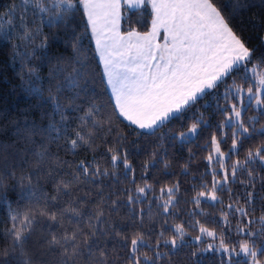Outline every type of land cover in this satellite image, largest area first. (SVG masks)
Returning a JSON list of instances; mask_svg holds the SVG:
<instances>
[{
	"label": "snow or ice",
	"instance_id": "1",
	"mask_svg": "<svg viewBox=\"0 0 264 264\" xmlns=\"http://www.w3.org/2000/svg\"><path fill=\"white\" fill-rule=\"evenodd\" d=\"M145 6L151 8L150 30L141 33L130 28L121 33V20L126 17L121 10H140ZM240 7L237 0L235 9ZM78 8H82L86 16L85 30H90L95 39V51L103 64L105 82L111 89V115L102 103L90 101L87 111L77 103L81 92H88L90 77L85 72L86 56L75 32L71 45L73 56L55 57L57 63L52 65L47 77H41L37 68L29 64L32 59H40L47 66L51 58L45 51L48 37L41 35L43 27H71ZM136 23H142L140 17H137ZM13 39L18 43H12ZM37 39L40 40L38 44ZM0 43L11 44V61H20L17 75L21 87L36 98V107H50V111L41 113L42 119L47 116L49 120L46 127L35 122L30 127L26 126L23 139L27 143L35 144L37 136L46 138L47 143H57L66 135L68 114L74 111L84 115L77 117L79 125L73 133L75 138L67 141L72 149L90 145L105 127L112 131V115L122 117L141 130H159L165 121L195 103L206 90L218 88L234 71L242 68L243 83L234 81L226 86L225 101L235 102L223 109L221 127L230 126L232 152H238L244 140L264 137V124H260L258 119L264 118V71H258L264 66V54L252 63L254 50L247 47L233 31L222 9L213 0H19V3L9 4L0 13ZM249 63H252L251 69L247 67ZM44 79L48 81L46 90L42 86ZM250 108H256L257 115L249 117L253 123L248 124L242 113ZM198 127V123H193L187 132L179 133V138L188 140L197 133ZM211 144L220 158L223 180H215L210 192L197 193L193 198L197 208L202 197L218 202L216 191L228 183L229 175L235 178L242 168L247 171L248 187H254L257 177L251 165L258 161L260 166H264V142L249 148L245 159L236 160L230 172L223 163L227 156L220 151L217 137H212ZM3 148L0 145V150ZM28 151L34 161L28 165L29 171L0 154V207L7 208V226L0 231L10 238L6 245H0V264H35L41 257L29 247L30 241L33 245H46L48 253H57L58 264H78L80 260L86 264H110L109 250L100 242L101 237L108 236H121L120 247L127 249L124 264H157L161 259V253L156 250L161 243L159 239L152 248L153 255L139 252L141 246L151 247L145 244L143 233H137L131 239L122 236L116 231L117 226L107 221L102 195L91 200L88 192L77 194L81 177L93 180L107 176V170L80 161L75 164L74 171L69 172L71 180L57 179L67 161L61 160L58 155L53 158L44 139L40 141L39 150L33 147ZM107 151L112 153V165L122 162L126 171L132 170L122 150L108 148ZM213 159V155L207 157L209 163ZM42 181L50 185V193L45 192ZM16 188H19L18 200L27 202L23 212L13 209L8 199L9 190ZM151 188L150 184L137 187L135 192L139 195L129 194L127 203L132 205L140 201V196L146 195ZM178 190V184L160 189L163 201L160 207L165 214L170 212V206L175 205L174 193ZM164 196H167L166 200ZM90 203L97 205L95 210L87 208ZM116 203L113 201V205ZM254 203V193L248 192L244 207H236L235 204L227 206L233 215L239 213L243 218V226L236 228L238 236L246 237L242 242L237 241L230 246L225 242L223 233L217 235L206 227L199 228L201 235L195 239L200 241L205 235L213 238L214 243H209L204 251H223L226 258L221 264H264V212L258 217L249 216L250 210L255 212ZM228 215L223 213L225 222ZM42 221L48 223L38 229L37 225ZM196 223L199 224V221ZM38 231L44 234L33 240ZM175 231L182 240L185 235L183 225H176ZM160 235L163 236V232ZM163 243L170 244L173 249L178 247L177 237ZM41 264H46V261L41 260Z\"/></svg>",
	"mask_w": 264,
	"mask_h": 264
},
{
	"label": "trees",
	"instance_id": "2",
	"mask_svg": "<svg viewBox=\"0 0 264 264\" xmlns=\"http://www.w3.org/2000/svg\"><path fill=\"white\" fill-rule=\"evenodd\" d=\"M213 2L222 9L233 31L247 47L254 50L255 57L252 63H255L256 57L264 54V0H239L241 7L238 10L235 9L237 0H213ZM11 3H19V0H0V13H3ZM122 11L126 13L121 25L123 33L130 28H135L141 33L150 30L152 19L150 6L142 7L140 10L123 8ZM137 17L141 18L142 23H136ZM86 26L87 20L82 8L75 10V19L69 28L44 26L41 35L48 37L45 51L51 60L47 66H44L40 59H32L29 64L37 68L41 77H47L52 65L57 63L55 57L73 56L71 45L73 32H75V35L80 38L79 43L82 45L83 55L86 56L85 72L90 77L88 92H81L77 103L85 111L90 101L96 104L102 103L105 111L111 115L112 95L103 76L102 63L95 51L94 38L90 30H85ZM12 43H18V41L13 39ZM36 43H40V40L37 39ZM10 49L11 44L0 43V145L4 146L0 154L8 156L17 165L23 166L25 171H29L28 165L33 164L34 161L28 149L34 147L39 150L40 141L44 139L48 149L53 153V158L58 155L61 160L68 162L57 179L71 180L72 176L69 172H73L75 164L80 161L90 163V166H99L101 170H107L109 173L107 176H99L93 180L81 177L77 185L80 191L77 194L88 192L91 200H96L99 195H102L105 200L104 212L107 221L116 225V231L121 232L122 236L131 239L137 233H143L145 244L151 247L141 246L139 252L153 255L152 248H155L156 241L159 239L161 243L156 250L161 253V259L157 261V264H221L222 259L226 258L223 251H215V249L204 251L209 243H214L213 238L205 235L200 241L195 239L201 235L199 231L201 226L215 231L217 235L223 233L225 242L230 246L246 239L236 233L237 226H243V218L239 213L233 215L232 210L227 206L235 204L236 207H244L247 193L253 192L255 212L250 210L249 216L258 217L264 212V180L261 179L264 178V166H260L258 161L251 165L257 177L254 187H248L247 171L242 168L238 170L235 178L229 175L228 183L216 191L219 197L218 202L202 197L198 208L193 202L197 193L210 192L215 180H223L224 170L221 169L220 158L214 153L211 144L213 136L220 141V151L227 156L223 163L229 172L236 160L245 159L249 148H254L264 142V137L261 136L244 140L238 152H232L230 126L221 127L224 121L223 109L235 102L225 101L226 86L234 81L237 84L243 83L241 80V76L244 75L243 68L240 71H234L231 77L221 83L218 88L206 91L195 103L161 125L159 130H141L122 117L117 118L112 115V131L105 127L90 145H80L72 149L67 141L75 138L73 133L79 125L77 117L84 115L79 111L69 112L67 133L57 143H47L46 138L39 136L35 137V144L24 141L26 126L30 127L33 122L41 127L48 125L47 116L42 119L41 113L50 111V107L45 109L36 107V98L28 95L21 87V80L17 75L20 72V61H11ZM252 63L247 65L249 69ZM258 71H264V66H261ZM47 85L48 81L44 79L42 86L45 90ZM256 115L257 109L250 108L242 113V118L251 124L253 121L249 117ZM56 119L59 120V117L57 116ZM258 119L260 124H264V118L258 117ZM193 123L199 124L197 133L190 136L188 140L180 139L179 133L187 132ZM150 132L155 134H146ZM108 148L122 150L132 170L126 171L122 162L112 165L110 162L112 153L107 151ZM209 155L214 156L211 163L207 160ZM41 184L45 192H51V187L46 181H42ZM145 184L152 185V188L146 192V195L140 196V201L129 205L127 196L129 194L139 195L135 189ZM177 184L179 190L174 193L175 205L170 206V212L165 214L160 207L163 203L160 199V189ZM18 194L19 188L10 189L8 199L13 209L23 212L27 202L18 200ZM163 199L166 200L167 196ZM113 201L117 202L116 205H113ZM96 206L95 203H90L87 208L95 210ZM225 212L229 213L227 222L223 218ZM196 221H199V224ZM45 223L48 222L42 221L37 228H42ZM176 225L184 227L185 235L182 240L178 238L179 234L175 231ZM6 226L7 208L0 207V230ZM253 227H259V225H253ZM161 232L163 236L160 235ZM43 234L38 231L32 239L36 240ZM173 237H177L178 247L175 249L170 244L163 243L164 240H171ZM9 239L0 231V245H6ZM100 242L101 246L106 245L109 250L110 264L112 262L124 264L127 249L120 247L121 236L101 237ZM215 243L218 244V241ZM29 247L41 257L35 261V264H41V260L46 261V264H58V254L48 253L46 245L41 247L33 245L30 241ZM119 253L123 255H118ZM78 264H86V262L80 260Z\"/></svg>",
	"mask_w": 264,
	"mask_h": 264
},
{
	"label": "crops",
	"instance_id": "3",
	"mask_svg": "<svg viewBox=\"0 0 264 264\" xmlns=\"http://www.w3.org/2000/svg\"><path fill=\"white\" fill-rule=\"evenodd\" d=\"M150 9H151V8H150ZM122 10H123V9H122ZM122 10H121V11H122ZM133 10H136V9H133ZM122 13H123V11H122ZM121 25H122V20H121V24H120V32L123 33V32L121 31ZM162 34H163V30L161 29V36H162ZM158 39H160V38H158ZM94 42H95V39H94ZM101 63H102V62H101ZM102 66H103V64H102ZM108 87H109V86H108ZM109 90H110V93H111V89H110V87H109ZM206 91H208V90H206ZM111 95H112V93H111ZM199 97H200V96H199ZM199 97H198V98H199ZM176 114H178V113H176ZM176 114H175V115H176ZM175 115H174V116H175ZM127 122H128V121H127ZM165 122H166V121H165ZM165 122H164V123H165ZM129 123H130V122H129ZM134 126H135V125H134ZM153 130H154V129H153ZM145 131H152V130H145Z\"/></svg>",
	"mask_w": 264,
	"mask_h": 264
},
{
	"label": "rangeland",
	"instance_id": "4",
	"mask_svg": "<svg viewBox=\"0 0 264 264\" xmlns=\"http://www.w3.org/2000/svg\"><path fill=\"white\" fill-rule=\"evenodd\" d=\"M133 10V9H132Z\"/></svg>",
	"mask_w": 264,
	"mask_h": 264
}]
</instances>
